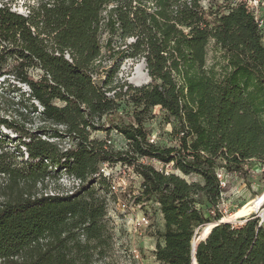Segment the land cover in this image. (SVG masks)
Wrapping results in <instances>:
<instances>
[{"label":"trees","instance_id":"trees-1","mask_svg":"<svg viewBox=\"0 0 264 264\" xmlns=\"http://www.w3.org/2000/svg\"><path fill=\"white\" fill-rule=\"evenodd\" d=\"M35 3L0 6V264L107 261L117 197L105 165L137 175L129 201L151 221L157 262L194 264L213 225L197 264H264V215L221 223L219 209L220 172L264 185V27L245 0ZM129 60L148 85L122 76ZM156 108L174 126L168 147L145 128Z\"/></svg>","mask_w":264,"mask_h":264},{"label":"rangeland","instance_id":"rangeland-1","mask_svg":"<svg viewBox=\"0 0 264 264\" xmlns=\"http://www.w3.org/2000/svg\"><path fill=\"white\" fill-rule=\"evenodd\" d=\"M4 4L10 6L13 11L24 15L28 14L27 8L29 6L36 5L35 0H0V6ZM204 5L207 6L208 1H205ZM262 17V19L264 20V11L262 12ZM209 59L211 61L212 56H210ZM122 76L126 78L130 83H133L134 86H137L133 82L134 80L139 81L140 87L146 86L151 82V79L149 78L147 73L146 65L142 61H127L122 67ZM36 126L37 124L35 125V127ZM145 128L148 130L151 137L154 138L160 146L168 147L175 143L176 139L174 134V126L172 124L166 123L164 113L160 108H156L153 110L151 115L147 118ZM2 132L9 135L11 138L15 137L9 131L2 129ZM113 141L117 149H124L127 145L125 140L117 135L113 136ZM62 145L65 148L69 147L67 142H64ZM158 168L161 169L162 167L158 165ZM260 169L262 168L257 164L254 165V170L256 171L254 174H259ZM112 177L119 189V198H121V200H128L131 198V196L134 197L137 194L139 187L138 181L136 177L130 174L127 170H123L120 166H117ZM227 180L230 189L228 190L226 197L221 202L223 204L222 212L225 216L222 221L233 224H241L243 219L249 218L253 214L259 213L260 216H263L264 185L260 184L257 181V176H255L256 181L253 184L252 189H250L242 181L234 179L232 177H228ZM3 183L4 180H0V193L3 188ZM72 185L73 181L69 180L68 178H65L61 183V186L63 188L68 189L72 188ZM50 189L52 190V192H55V190H58V187L52 186ZM256 202H261V204L258 207H255L254 210L250 212V214L246 216L238 215V213L242 211L247 205ZM141 211L142 210L139 209L130 213H123L117 204L110 205V214L116 219L114 221L116 224L115 252H113L111 257L107 261L97 264H152L153 261L151 259V255L148 254V251H146V249L140 248V241L137 239V237H135L133 231L129 233L121 227L122 225H124L123 218L125 216H130V219H132L135 223L137 216L141 215ZM207 228L199 232V236L197 238L198 240L204 238ZM135 249L141 255L140 261H137L133 258L131 251Z\"/></svg>","mask_w":264,"mask_h":264},{"label":"built area","instance_id":"built-area-1","mask_svg":"<svg viewBox=\"0 0 264 264\" xmlns=\"http://www.w3.org/2000/svg\"><path fill=\"white\" fill-rule=\"evenodd\" d=\"M245 3H246L247 10L251 14L254 15V17H255L256 21L259 23L260 27L263 28L264 27V20L262 19L263 18L262 12L264 11V0H245ZM152 141L155 142V139L153 138ZM158 165L161 166L162 167L161 170L165 171L167 174L172 172V168H173L172 165H167L166 167L162 166L161 164H158ZM118 166H120V165H118ZM116 167L117 166L110 167L109 165H105L103 170H102V173L106 177H111L113 175ZM120 167L123 170H127L130 174L134 175L136 177V179L138 178L137 175L132 172V170L124 168L122 166H120ZM263 171H264V168H262L260 170V172H263ZM218 178L221 181L222 188H227L228 177L223 172H220L218 175ZM5 179H6L5 175H0V180H5ZM72 181H73L72 188L78 187L80 185V181H76V180H72ZM113 194H115L117 197V203H112V204H117L123 213H130L132 211L139 210V209L142 210V206H140V205L136 206L133 202H130L129 199L123 201V200H121V198H119V189L116 186L114 180H113ZM222 206H223V204L221 203V205L219 207L221 212H222ZM140 213H141V215H139V217L136 218L135 226H136V230H137L136 232L139 235H142V232H140V228L143 227L145 230H147L151 225V221H150L149 217L143 212V210ZM110 216H111V214H110ZM111 217L114 221L116 220L113 216H111ZM131 253H132L133 258L135 260H137V261L141 260V255L136 249L131 251Z\"/></svg>","mask_w":264,"mask_h":264},{"label":"crops","instance_id":"crops-1","mask_svg":"<svg viewBox=\"0 0 264 264\" xmlns=\"http://www.w3.org/2000/svg\"><path fill=\"white\" fill-rule=\"evenodd\" d=\"M138 217L139 216H137V218ZM130 218H131L130 216H125L123 218L124 219V221H123L124 225H122L121 227L124 228L129 233H131L133 231V233L135 234V237H137V239L140 241V244H139L140 248L146 249V251H148V254L151 255V259L153 261L152 264H161V263L157 262V260L154 256V251L156 249V242L147 235V230H145L143 227L140 228V232H142V235H139L136 232L137 230H136V226H135L134 221ZM157 223H158L159 228L162 229L164 226V220H163V217L161 215H158Z\"/></svg>","mask_w":264,"mask_h":264},{"label":"bare ground","instance_id":"bare-ground-1","mask_svg":"<svg viewBox=\"0 0 264 264\" xmlns=\"http://www.w3.org/2000/svg\"><path fill=\"white\" fill-rule=\"evenodd\" d=\"M133 82H134L137 86L140 85V84H139V81L134 80ZM263 200H264V199H263ZM260 204H261V202H256V203L249 204V205H247L242 211H240V212L238 213V215H240V216H246V215L250 214V212H251L252 210H254L255 207H258ZM212 226H213V225L208 226L207 230H208L210 227H212ZM207 230H206V232H207ZM205 234H206V233H205Z\"/></svg>","mask_w":264,"mask_h":264},{"label":"water","instance_id":"water-1","mask_svg":"<svg viewBox=\"0 0 264 264\" xmlns=\"http://www.w3.org/2000/svg\"><path fill=\"white\" fill-rule=\"evenodd\" d=\"M132 84H133V83H132ZM137 87H140V86H137ZM263 215H264V212H263ZM221 223H229V222H224V221H222ZM213 227H214V226L210 227V228L207 230V232H206L204 238H202L201 240H198V239L195 240V242H194V244H193V248H194V264H197L196 259H195V255H196V250H197V247H198L199 243H200L203 239H205V237H207V235L210 233V230H211ZM196 241H197V242H196Z\"/></svg>","mask_w":264,"mask_h":264}]
</instances>
